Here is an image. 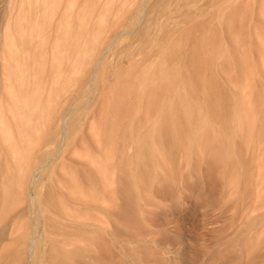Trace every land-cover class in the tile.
I'll return each mask as SVG.
<instances>
[{"label":"rangeland","instance_id":"obj_1","mask_svg":"<svg viewBox=\"0 0 264 264\" xmlns=\"http://www.w3.org/2000/svg\"><path fill=\"white\" fill-rule=\"evenodd\" d=\"M53 3L0 0L1 264H264V0Z\"/></svg>","mask_w":264,"mask_h":264},{"label":"bare ground","instance_id":"obj_2","mask_svg":"<svg viewBox=\"0 0 264 264\" xmlns=\"http://www.w3.org/2000/svg\"><path fill=\"white\" fill-rule=\"evenodd\" d=\"M59 1H60V0H59ZM53 2H54V3H53V5H54L55 2H56V0H53ZM78 2H79V1H78ZM125 4H127V2H126ZM125 4H124V5H125ZM142 4H144V2H143ZM78 5H79V3H78ZM54 6H55V5H54ZM54 6H52V8L50 9V11H51V14H50V15H51V16L53 15V11H54V9H55ZM71 8H74V5H73ZM129 8H130V6H129ZM139 11H140V10H139ZM135 13H137V12H135ZM106 19H107V18H106ZM119 19H120V18H119ZM107 20H109V18H108ZM117 20H118V19H117ZM105 21H106V20H105ZM105 21H104V22H105ZM115 23H116V22H115ZM117 23H118V22H117ZM101 24H102V23H101ZM102 25H103V24H102ZM104 25H105V24H104ZM110 25H111V24H109V26H108V25H107V26L110 28ZM113 25H114V23H113ZM115 25H116V24H115ZM120 25H121V24H119V26H120ZM50 26H51V25H50ZM117 26H118V25H117ZM100 27H101V26H99V28H100ZM103 27L105 28V26H103ZM103 27H102V28H103ZM114 27H115V26H114ZM106 29H107V28H106ZM114 29H115V28H114ZM116 29H117V28H116ZM128 29H129V28H128ZM108 30H109V29H108ZM110 30H111V29H110ZM112 30H113V26H112ZM101 31H102V30H100V32H101ZM98 32H99V29H98ZM111 32H112V31H111ZM101 33H103V32H101ZM104 33H105V32H104ZM108 33H109V32H108ZM116 33H117V32H116ZM8 34H9V33H8ZM106 34H107V33H106ZM120 34H121V32H120ZM120 34H119V35H120ZM127 34H128V33H127ZM9 35H10V34H9ZM108 35H109V34H108ZM119 35H118V36H119ZM100 36H101V35H100ZM106 37H107V35H106ZM7 38L9 39L10 37H7ZM98 38H99V37H98ZM98 38H97V39H98ZM100 38H101V37H100ZM22 39H23V38H22ZM108 39H109V38H108ZM18 40H19L18 37H14V38L11 39V43H10V44H7L9 50L12 49L14 46H15V50L17 49L16 46H17V42H18ZM102 42H104V41H102ZM94 43H95V42H94ZM85 44L87 45V42H86ZM97 44H98V43H97ZM99 44H101V43L99 42ZM88 45H89V44H88ZM103 45H104V44H103ZM82 46H83V45H82ZM82 46H81V48H82ZM95 46H96V45H95ZM110 46H111V44H110ZM101 47H102V44L100 45V47L97 46V48H98L97 51H98L99 49L101 50V49H102ZM8 48H7V49H8ZM93 48H95V47H93ZM5 50H6V49H5ZM80 50H81V49H80ZM84 50H85V49H83V51H81L82 54L84 53ZM88 50H90V49H88ZM93 50H94V49H93ZM93 50H92V51H93ZM100 50H99V52H100V53H103V51L101 52ZM103 50H104V49H103ZM85 51L88 52L87 49H86ZM89 52H91V50H90ZM92 53H93V52H92ZM96 53H97V52H96ZM100 53H98V56H99V55L101 56ZM87 54H88V53H87ZM91 55H92V54H91ZM94 56H95V54H94ZM96 56H97V54H96ZM84 57H85V56H84ZM86 57H87V56H86ZM92 57H93V56H92ZM81 58H83V56H82ZM97 58H99V57H97ZM103 59H104V58H103ZM103 59H102V60H103ZM92 61H94V60H92ZM81 62H82V59H81V61H80L79 63H81ZM88 62H89V61H88ZM94 62L96 63V61H94ZM94 62H93V63H94ZM90 63H91V62H90ZM95 63H94V65L96 66ZM97 63H98V62H97ZM99 63H100V62H99ZM99 63L97 64L96 67H99V66H98V65H100ZM9 66H10V65H9ZM94 68H95V67H94ZM17 70H18V69H17ZM18 71H19V70H18ZM92 72H93V70H92ZM97 72H98V71H97ZM96 74H97V73H96ZM91 78H92V77H91ZM90 80H91V79H90ZM68 119H69V118H68ZM62 126H63L64 128L67 127V119H66L65 116L62 118ZM37 171H39V170H37ZM37 171H35L34 173L37 174ZM35 174H34V175H35ZM34 175H33V176H34ZM32 178H33V177H32ZM35 178H36V177L34 176V181H35ZM35 241H36V240H33V241H31V243H30V250H29V259H30V260L32 259V255H33V246H34ZM3 243H4V242H3ZM1 252H2V251H1ZM1 252H0V264H1V262H2L1 260L3 259V255H2Z\"/></svg>","mask_w":264,"mask_h":264}]
</instances>
